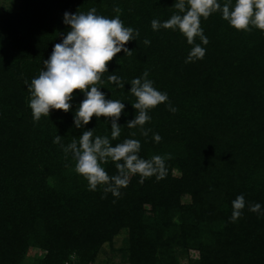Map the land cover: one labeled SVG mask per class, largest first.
Returning <instances> with one entry per match:
<instances>
[{"label":"trees","instance_id":"trees-1","mask_svg":"<svg viewBox=\"0 0 264 264\" xmlns=\"http://www.w3.org/2000/svg\"><path fill=\"white\" fill-rule=\"evenodd\" d=\"M223 6L226 0H218ZM175 0H20L0 14V264H95L102 247L124 239L127 264H180L186 251L196 264H264V32L237 31L216 12L201 18L209 43L203 59L185 63L193 45L179 30L151 27L173 14ZM235 3V0H232ZM119 7L118 14L113 11ZM115 18L134 39L109 62L98 84L106 99L125 104L117 121L125 139L141 143L139 156L170 155L166 176L140 183L134 175L119 198L88 190L54 138L65 147L83 131L111 139V120L95 117L82 129L74 114L84 95L75 92L68 113L52 110L33 120L25 81L39 75L56 43L70 31L65 12ZM139 35L136 36L135 32ZM150 44L145 45V40ZM147 79L168 96L149 111L147 137L126 124L135 118L131 81ZM118 76L124 87L109 83ZM169 105L177 109L169 111ZM136 135L132 136L131 133ZM154 134L162 140L156 143ZM109 176L113 162L103 164ZM178 173V175H175ZM245 199L241 217L229 222L232 201ZM185 198L190 199L185 202ZM260 204L258 213L249 211ZM42 250L39 260L29 257Z\"/></svg>","mask_w":264,"mask_h":264},{"label":"clouds","instance_id":"clouds-1","mask_svg":"<svg viewBox=\"0 0 264 264\" xmlns=\"http://www.w3.org/2000/svg\"><path fill=\"white\" fill-rule=\"evenodd\" d=\"M174 9L179 14H173L168 20L161 23L153 19L151 27L154 31L161 28L171 29L186 37L187 43L193 45L185 63L203 59L206 51L195 40L199 37L203 45L209 43L201 28V18L208 19L216 12L222 13L223 20L237 31H251L253 28L264 32V0H226L221 6L218 0H175ZM114 12L120 13L116 7ZM65 25L70 26V31L63 37L61 43H56L47 60L43 61L44 68L39 75L31 80L27 90L30 93L28 106L31 109L34 121H39L42 116L49 117L52 110L68 113L72 104L73 95L79 91L84 99L79 104L74 114V126L82 129L89 124L93 117L111 120V139L108 136H94L93 130L83 131L77 140L73 138L66 147L61 144L62 137L57 135L53 143L61 146L67 159L70 153L75 161L74 171L88 182V190L96 191L98 186L103 188L106 198L108 193L119 198L121 189L126 188L130 178L140 176V183L146 178L156 176L161 180L166 176L165 161L171 159L170 155H154L150 159L139 156L141 143L137 139H125L123 142L112 145L111 140H116L121 135V126L117 121L124 112L125 104L119 100L106 99L100 91L98 84L102 83V76L108 72V64L118 53L131 55L125 45L134 39V29L125 27L120 16L108 18L97 15L96 9H90L86 14L65 12ZM138 36L139 32L136 31ZM145 45L150 44L147 39ZM145 71L141 78L131 81L130 94L135 97L132 107L136 110L135 118L128 121L129 129L140 128V134L147 137L150 129L144 125L151 120L149 111L168 101L166 93L158 91ZM109 83L124 87L121 79L116 75L108 76ZM169 111L175 113L176 108L169 105ZM135 136L136 133H131ZM156 143L162 140L159 134H154ZM113 162L117 174L109 176L103 164ZM245 208V199L239 195L232 201V214L229 222H236ZM261 205L256 203L249 207L253 213L260 212Z\"/></svg>","mask_w":264,"mask_h":264},{"label":"rangeland","instance_id":"rangeland-1","mask_svg":"<svg viewBox=\"0 0 264 264\" xmlns=\"http://www.w3.org/2000/svg\"><path fill=\"white\" fill-rule=\"evenodd\" d=\"M20 5V0H0V14L5 13L8 10L14 9L18 10ZM178 175V173H175ZM190 199L185 198V202H189ZM125 245L124 239L118 237L114 240L112 245L105 244L95 264H127L122 257L120 248ZM45 256L42 250L37 248L32 249L29 253V257L33 260L42 259ZM199 252L195 250L186 251L180 256V264H196L199 261Z\"/></svg>","mask_w":264,"mask_h":264},{"label":"built area","instance_id":"built-area-1","mask_svg":"<svg viewBox=\"0 0 264 264\" xmlns=\"http://www.w3.org/2000/svg\"><path fill=\"white\" fill-rule=\"evenodd\" d=\"M65 264H76L75 256L71 257L70 261H67Z\"/></svg>","mask_w":264,"mask_h":264}]
</instances>
